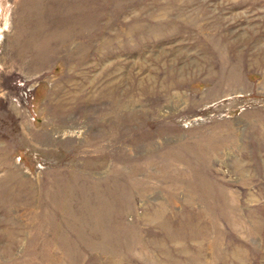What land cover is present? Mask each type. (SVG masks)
<instances>
[{"label":"rangeland","instance_id":"1","mask_svg":"<svg viewBox=\"0 0 264 264\" xmlns=\"http://www.w3.org/2000/svg\"><path fill=\"white\" fill-rule=\"evenodd\" d=\"M0 264H264V0H0Z\"/></svg>","mask_w":264,"mask_h":264}]
</instances>
